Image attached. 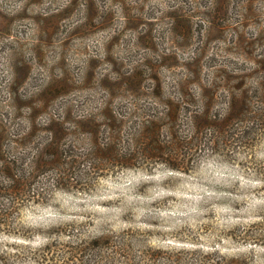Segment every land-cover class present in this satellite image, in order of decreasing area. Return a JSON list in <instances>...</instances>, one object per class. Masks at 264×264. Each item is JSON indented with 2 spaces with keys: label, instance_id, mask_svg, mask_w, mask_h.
Returning <instances> with one entry per match:
<instances>
[{
  "label": "rangeland",
  "instance_id": "obj_1",
  "mask_svg": "<svg viewBox=\"0 0 264 264\" xmlns=\"http://www.w3.org/2000/svg\"><path fill=\"white\" fill-rule=\"evenodd\" d=\"M242 81L264 89V0H0V139L49 149L61 129L56 148L72 151L69 165L49 157L42 199L16 200L15 230L0 225V264H100L102 233L159 257L218 250L264 264V132L252 147L204 150L188 172L89 154L96 144L102 157L117 124L134 142L178 100L188 128L205 92L223 107ZM72 160L71 190L55 187Z\"/></svg>",
  "mask_w": 264,
  "mask_h": 264
},
{
  "label": "trees",
  "instance_id": "obj_2",
  "mask_svg": "<svg viewBox=\"0 0 264 264\" xmlns=\"http://www.w3.org/2000/svg\"><path fill=\"white\" fill-rule=\"evenodd\" d=\"M233 78L235 76L229 77ZM244 83L242 81L233 91L224 94L223 107H218L219 97L216 93L205 92L204 107L189 113L188 128H182L180 124L179 113L182 104L178 100L180 106L167 103L171 107L168 106L166 114L161 116V119L165 120L164 123L161 120L160 124L153 118L143 122L144 124L133 132L134 142L126 140L127 143L123 144L119 141V130H123L124 124H117L118 129L113 128V132L118 130L117 137L99 142L102 144L99 145V150L104 152L102 157L97 155L96 144L91 145L89 154L95 156L97 163H104L113 156L115 161L109 163L120 168L137 166L138 163L147 161L162 162L173 169L188 172L190 163L197 160L206 149L211 152H223L232 147H252L264 132V89L259 86L254 89L242 88ZM61 135V129L56 130L54 139ZM55 140L50 139L49 149H40L39 144H29L31 139L25 142H5L0 139V195L4 198L6 195L8 198V202H0V225H5L6 231L15 230L16 222L11 221L10 216L18 206L17 199L34 200L37 197L39 201L43 198L41 195L46 194L38 178L42 176V182L46 179L47 174L44 173L48 171L44 165L49 157L57 153L63 159L61 165H69L66 157L72 151L61 146L56 148ZM177 159L181 163H175ZM260 164L255 174L264 179V164ZM71 166L73 160L70 168L60 170L63 176L53 177L55 187L71 190L67 180L74 179V174L78 173ZM40 169H43L42 173ZM262 236L264 237V234ZM96 238L97 248L103 252L100 264H247L245 258L240 256L223 259L218 250L207 253L198 249L164 251L159 257L155 255V251L137 249L133 241L123 236L102 233Z\"/></svg>",
  "mask_w": 264,
  "mask_h": 264
}]
</instances>
